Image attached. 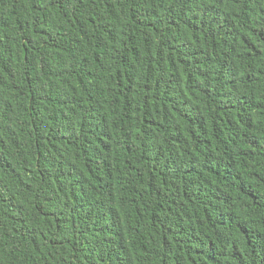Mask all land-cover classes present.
I'll use <instances>...</instances> for the list:
<instances>
[{
    "label": "trees",
    "instance_id": "trees-1",
    "mask_svg": "<svg viewBox=\"0 0 264 264\" xmlns=\"http://www.w3.org/2000/svg\"><path fill=\"white\" fill-rule=\"evenodd\" d=\"M0 264H264V0H0Z\"/></svg>",
    "mask_w": 264,
    "mask_h": 264
}]
</instances>
